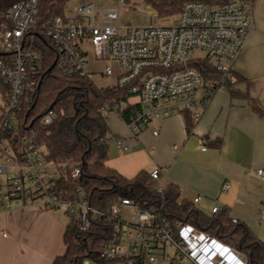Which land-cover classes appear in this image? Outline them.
I'll return each mask as SVG.
<instances>
[{
	"label": "built area",
	"instance_id": "obj_1",
	"mask_svg": "<svg viewBox=\"0 0 264 264\" xmlns=\"http://www.w3.org/2000/svg\"><path fill=\"white\" fill-rule=\"evenodd\" d=\"M41 3L17 0L0 12L4 19L0 52L6 54L0 59V76L8 88L7 99L0 90L4 103L0 106V211L40 203L45 209H64L75 216L82 230L89 229L93 221L110 223L112 234L103 244L102 256L112 264H247L242 254L207 232L187 223L172 224L160 208L142 207L125 198L110 210H97L83 190L70 193L59 188L62 178L76 179L81 170L48 161L33 131L22 127L20 116L29 108L22 101L25 91L38 87L35 71L39 57L30 38L40 29ZM253 6L252 0L220 5L189 2L170 26H156L153 17L157 12L148 6L150 26L133 28L120 23L124 8L100 7L94 0H82L73 15L65 10L42 27L57 55L56 67L65 76L91 80L86 45L98 60L118 64L120 75L112 88L135 95L137 108L126 119L119 104H108L103 112H117L136 134L154 121L186 112L197 123L216 92L236 86L233 68L255 29ZM205 65L220 76L206 81L211 73ZM113 74L111 67L105 68V76ZM201 90L206 96L199 108ZM53 120L50 112L41 122L48 125ZM153 135L158 136V131ZM118 142L121 152L128 150L122 140ZM251 172L264 180V169ZM166 173V169L150 173L153 181L161 183L162 191L167 185ZM203 200L198 196L193 202L204 214L213 216L223 210L217 203L201 208ZM123 208L134 209L132 222L122 218Z\"/></svg>",
	"mask_w": 264,
	"mask_h": 264
},
{
	"label": "crops",
	"instance_id": "obj_2",
	"mask_svg": "<svg viewBox=\"0 0 264 264\" xmlns=\"http://www.w3.org/2000/svg\"><path fill=\"white\" fill-rule=\"evenodd\" d=\"M16 1L11 0L3 11ZM253 22L255 29L233 75L240 78L235 89L249 94L264 110V0H254ZM85 48L91 76H101L98 84L91 79L93 83L100 89L114 87L120 75L118 64L98 60L90 45ZM107 67L114 71L110 77L104 75ZM205 96L204 90L199 91V108ZM138 100L133 96L122 103L121 113ZM105 115L111 137L107 165L128 178L142 170L166 169V183L180 187L182 200L202 196L204 209L217 203L264 243V180L251 172L264 169V116L254 112L248 100L233 98L229 90L216 92L190 135L186 114L154 121L136 134L124 116L114 111ZM119 140L128 147L124 153ZM69 221L62 210H48L40 203L0 211V264H54L65 254Z\"/></svg>",
	"mask_w": 264,
	"mask_h": 264
},
{
	"label": "trees",
	"instance_id": "obj_3",
	"mask_svg": "<svg viewBox=\"0 0 264 264\" xmlns=\"http://www.w3.org/2000/svg\"><path fill=\"white\" fill-rule=\"evenodd\" d=\"M70 1L42 0L40 29L30 38L31 47L39 57L35 71L38 87L34 91H25L22 101L29 108L20 115L22 127L33 131L48 161L58 165L71 164L81 170V176L76 179L62 178L59 188L70 193L83 190L97 210H110L125 198L142 207L160 208L172 224H190L234 248L246 258L247 264H264V243L245 224L233 220L226 209L208 216L193 201L181 199L179 186L167 184L162 191L161 183L153 181L147 171L142 170L135 177L128 178L107 165L111 137L103 109L108 104L126 103L135 95L128 93L127 89H100L90 79L65 76L57 69V55L42 26L51 17L62 15ZM231 1L235 0H124L127 5L143 3L151 6L163 19L178 16L189 2L220 5ZM3 21L0 19V24ZM5 56L0 52V59ZM205 68L211 73L206 81L220 76L212 67ZM237 80L239 82L240 78ZM0 90L7 99L8 88L1 76ZM228 90L233 98L248 100L253 111L264 116L260 104L249 94L241 93L233 86ZM136 108L137 105H129L122 115L127 118ZM50 112L54 114V120L45 125L41 119ZM185 114L190 135L196 123L190 112ZM70 218L64 235L65 254L56 258L54 264H112L102 256L103 244L112 234L111 224L93 221L89 229L82 230L79 220L75 216Z\"/></svg>",
	"mask_w": 264,
	"mask_h": 264
},
{
	"label": "rangeland",
	"instance_id": "obj_4",
	"mask_svg": "<svg viewBox=\"0 0 264 264\" xmlns=\"http://www.w3.org/2000/svg\"><path fill=\"white\" fill-rule=\"evenodd\" d=\"M11 0H0V12L7 8ZM82 0H72L66 5V12L70 15L74 14V8L81 3ZM94 2L102 7V6H118L122 7L125 10L122 11L121 14V25L131 26L133 28H147L151 24V16L148 12V6L143 3L124 5L120 0H94ZM177 20L176 17L163 19L158 16L153 17V22L156 26H170L175 23ZM89 53V51H88ZM91 56V55H90ZM89 56V57H90ZM100 74H93L91 79L98 84L99 83ZM202 93H200V96ZM0 106H4V103L0 97ZM1 113V111H0ZM124 162V160H122ZM2 179V178H1ZM62 210L65 214L64 209ZM67 219L70 220V216L68 214ZM134 217V209L132 208H123L122 209V218L127 222H132Z\"/></svg>",
	"mask_w": 264,
	"mask_h": 264
}]
</instances>
